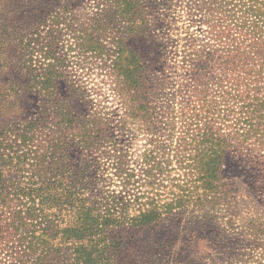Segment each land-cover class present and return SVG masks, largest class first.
<instances>
[{
    "label": "trees",
    "instance_id": "1",
    "mask_svg": "<svg viewBox=\"0 0 264 264\" xmlns=\"http://www.w3.org/2000/svg\"><path fill=\"white\" fill-rule=\"evenodd\" d=\"M0 264H264V0H0Z\"/></svg>",
    "mask_w": 264,
    "mask_h": 264
},
{
    "label": "rangeland",
    "instance_id": "2",
    "mask_svg": "<svg viewBox=\"0 0 264 264\" xmlns=\"http://www.w3.org/2000/svg\"><path fill=\"white\" fill-rule=\"evenodd\" d=\"M70 35H64L61 38L60 51L62 58L65 59V74L69 75L73 79L84 80L87 85V89L89 90L91 97L97 98L98 100L102 99L105 94L106 96L110 92V87L108 86L107 81L105 80L103 72L100 71L96 66L99 62V59L106 58L103 56L99 58L93 52H83L80 48L74 43L72 39L71 33L67 31ZM40 57L41 55H37ZM104 105L108 108L114 107V101L111 100V97L108 95V101H103ZM243 157L235 155L234 158H230L228 163L232 164H241L243 163ZM202 213L199 212H183L181 213L175 222H170L169 220H164L162 224L154 226V232L152 234H127L131 239L136 238H147L151 241H160L162 239L165 240H173L175 238L187 239L190 235V225L191 221L194 220L195 217L201 216ZM170 225L176 226L178 228L177 232H172V234H167L163 231L165 227H170ZM230 237H238L237 229L235 231L230 232ZM241 237V235H239Z\"/></svg>",
    "mask_w": 264,
    "mask_h": 264
}]
</instances>
